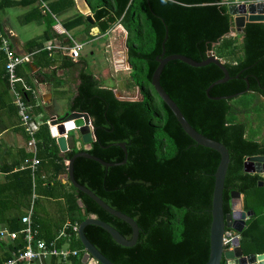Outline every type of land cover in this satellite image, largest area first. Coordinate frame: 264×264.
<instances>
[{"label": "trees", "instance_id": "trees-1", "mask_svg": "<svg viewBox=\"0 0 264 264\" xmlns=\"http://www.w3.org/2000/svg\"><path fill=\"white\" fill-rule=\"evenodd\" d=\"M93 24L105 32L115 23L125 30V44L132 74L136 76L139 98L121 99L110 87L103 86L86 68L79 71L77 92L68 105L70 111H84L92 119L96 139L87 150L107 162L123 164L104 166L85 157L73 162V174L78 183L89 188L110 207L134 219L139 227L132 246H122L101 227L87 225L84 232L89 241L115 264H203L209 255V228L214 172L219 163L217 151L201 146L182 129L166 102L151 83L157 66L156 56L164 42L165 53L182 54L196 61L210 52L222 60L230 78L206 88L223 76L213 62L191 66L169 60L160 73L159 83L180 111L198 132L222 143L229 152V163L222 192L224 213L230 211L229 193L243 194V207L253 213L246 219L239 234L244 254L264 253V178L258 173L243 171L244 156L264 154V139L256 138L254 130L247 134L248 121L240 114L259 116L264 108V22L246 23L243 33L230 36L232 16L223 0H86ZM81 19H83L81 16ZM242 37L237 41V37ZM248 90L244 91L247 87ZM242 92L241 94H238ZM251 93L252 97L233 102L234 97ZM237 94L232 98L216 96ZM38 166L33 173L35 187L41 195H54L58 174L66 172L64 160L77 148L58 155V147L43 123L36 132ZM26 154V158H29ZM21 163V162H20ZM8 169L0 182V212L14 209L16 215H0L10 231L18 232L11 248L0 252V264L11 252L23 247L25 225L21 222L23 208L29 207L32 193L31 170ZM19 167V166H18ZM52 169V173L49 172ZM11 171V172H10ZM54 171V172H53ZM263 181L259 186L258 182ZM69 182V181H68ZM51 183V184H50ZM47 189L46 191L43 189ZM66 215L79 224L94 214L123 236L130 238V226L110 214L69 182ZM78 200L81 206L78 205ZM36 201L30 215L36 239L50 241L57 231L42 233L44 220L37 216ZM260 210L261 216L257 215ZM69 247L83 250L77 232L71 228ZM63 239L57 240L58 245ZM1 248V243H0ZM82 255V252L81 254ZM80 258H70L80 264ZM220 264H225L221 259Z\"/></svg>", "mask_w": 264, "mask_h": 264}, {"label": "crops", "instance_id": "crops-1", "mask_svg": "<svg viewBox=\"0 0 264 264\" xmlns=\"http://www.w3.org/2000/svg\"><path fill=\"white\" fill-rule=\"evenodd\" d=\"M223 1L226 2V0ZM87 13L92 16L86 0H0L1 27L12 32V49L17 54L26 56V59L17 66V75L20 82L33 86L38 94L37 100H34L35 106L33 108V113L35 116L37 115L36 118L57 117L59 113H62L56 106L59 101H64L68 108L70 101L77 92L79 71L82 68L88 69L90 65L89 56H86L85 52H81V50L77 58H72L69 55L66 47L72 44V40L82 43L83 46L93 41H97L100 46H103L104 53L103 56H99L101 60L98 69L101 73L99 71L92 72L100 83L107 74L111 77V73L106 72L105 65L113 68L114 72H118L120 69L132 71L129 58H127V48L123 51L122 66L119 65L118 68H114L116 62L114 63L112 55L109 57L107 53L115 38L108 37L110 28L101 32L97 26L88 27ZM80 15L83 16V19ZM58 16L61 18L60 21H57ZM50 44L53 47L48 49L47 45ZM89 53L93 54V51ZM137 93L139 95L138 87L135 91V94ZM115 95L121 99H131L130 95H118L116 93ZM44 104L54 105L46 108L48 115L41 111ZM57 112L59 113L56 114ZM27 141L28 137L11 103V95L4 78V59L0 56V182H3L9 173L1 168L8 169L15 163L21 162L20 165L14 166L11 170L15 171L18 168H24L29 163L30 157L26 158V154L29 156L31 154L28 151ZM76 145L78 147L79 143L77 142ZM59 153L58 149V155ZM64 163L66 164L67 160H64ZM49 172L52 173V169H49ZM65 173L58 174L57 179L60 180V183L54 184V190H50L54 192V195L47 192L43 196L45 200L55 203L53 209H50V213L39 214L35 208L33 209L37 216L45 221L42 233L50 232L53 234L56 232L58 224L62 223L60 221L64 217V224L70 222L66 215L67 200L62 195V193L70 191L69 180ZM47 189L44 188L43 190L46 191ZM36 199L37 197L34 200ZM27 209L28 207L22 209L23 215L26 214ZM17 213L18 211L14 209H3L0 215L12 216ZM3 227L7 228L4 222H0V228ZM0 243V252L6 251L8 246L11 248V241L9 240H0ZM36 262L38 264H71L70 261L61 262L56 258Z\"/></svg>", "mask_w": 264, "mask_h": 264}, {"label": "water", "instance_id": "water-1", "mask_svg": "<svg viewBox=\"0 0 264 264\" xmlns=\"http://www.w3.org/2000/svg\"><path fill=\"white\" fill-rule=\"evenodd\" d=\"M225 2V1H224ZM228 3V11L232 16V27L230 31L236 33H243V29L246 23L249 22H264V0H226ZM234 9V10H233ZM86 19L89 23H93L92 16L87 13ZM165 37L161 42V52L156 56L157 66L152 73L151 83L155 90L160 94L171 112L174 114L176 120L184 130V132L197 144L211 148L217 151L220 155L219 163L214 172V184L212 191L211 201V222L209 228V255L205 263L203 264H220L221 259H224L225 264H264V253L259 254H244L239 245V238L236 236L232 240L233 248L225 249L223 245V235L226 229H231L240 232L246 222V219L252 215V210H245L243 207V194L238 190H231L229 193L230 211L224 213L222 207V192L224 187V179L226 170L229 163L228 149L219 141L206 137L198 132L190 123L186 120L177 104L171 99V97L165 92L159 83L160 73L163 66L172 59H178L191 66H202L207 63L213 62L219 66L223 72V76L213 81L207 88L206 94H209V89L214 85L221 82H225L230 78L227 69L225 68L222 60L218 59L213 52L208 54V57L196 61L190 57L182 54H168L164 55ZM127 57V55H126ZM128 58V57H127ZM246 89L248 90V82L246 81ZM239 92L238 94H241ZM237 94L227 96H216L214 99L232 98ZM50 135L55 138V142L60 151L59 155L64 156L65 152L77 148V151L67 159L65 176L69 182L78 190L88 195L99 206L110 214L125 221L131 228L130 238L123 236L117 229L108 224L107 222L98 219L94 214L86 216L78 225L77 236L83 246L84 252L80 258V264H115L110 261L105 255H103L86 237L84 228L87 225H96L105 230L112 239L122 246H132L135 244L139 227L132 217L129 215L110 207L89 188L78 183L73 174V162L77 157H85L99 162L104 166H113L123 164L127 157L126 148L123 143H119L124 151V158L120 162H107L101 158L89 153L87 150L91 147V143L95 141L96 135L92 125V119L87 112L67 110L61 116H52L49 127ZM77 142H82V147H77ZM243 171L247 173H258L264 178V154H255L244 156ZM259 186L263 185V181L258 182ZM78 205L81 206V202L78 200Z\"/></svg>", "mask_w": 264, "mask_h": 264}, {"label": "built area", "instance_id": "built-area-1", "mask_svg": "<svg viewBox=\"0 0 264 264\" xmlns=\"http://www.w3.org/2000/svg\"><path fill=\"white\" fill-rule=\"evenodd\" d=\"M12 35V32L2 29L0 18V56L4 59V78L11 95V103L28 137L27 147L31 154L28 168L31 170L32 174L33 201L36 198L34 193L35 183L33 173L38 166L36 132L43 123L50 127L51 118H36L37 115L35 116L33 113V108L35 106L34 100H37L38 94L33 86L20 82V78L17 75V66L26 59V56H21L12 49ZM82 46V43L72 40V44L66 47V49L72 58H77ZM52 47V44L47 45L48 49ZM32 208L31 204L26 214L21 217V222L25 226L19 232L23 234L24 246L13 250L11 252V257L4 261L3 264H30L34 260L42 261L48 258H56L61 262H67L70 258L81 256L80 254L84 252V249L79 251L76 248L69 247L68 241L71 237V233L67 231L68 228H71L73 231L77 232L79 224L76 222H66L59 230L57 236L50 241L36 239V231L32 229L30 220ZM238 233L237 231L226 229L223 235V245L225 249L233 248L232 240L236 236L238 238L240 237ZM17 236L18 232L10 231L6 227L0 228V240H9L12 242ZM60 238L64 241L62 244L58 245L57 240Z\"/></svg>", "mask_w": 264, "mask_h": 264}, {"label": "rangeland", "instance_id": "rangeland-1", "mask_svg": "<svg viewBox=\"0 0 264 264\" xmlns=\"http://www.w3.org/2000/svg\"><path fill=\"white\" fill-rule=\"evenodd\" d=\"M60 17L58 16L57 21H60ZM125 30L123 29L122 25H120L119 23H115L114 25H112L110 27L109 30V35L108 37H114L115 39L113 40L112 45L109 48L108 51V55L109 57L112 55L113 61L114 63V68H118L119 65L122 66V61L123 59V51L126 50V44H125ZM230 36H234L235 32L234 31H230L229 32ZM122 39V40H121ZM82 40V39H81ZM240 36L237 37V41H240ZM93 51V54H90L89 52ZM81 52H85L84 54H86V56L88 55V61L90 62V65L88 66V70L92 73H96L99 70V63H100V57L103 56L104 53V48L103 46H100L99 43H97V41H93L92 43H86L83 48L81 49ZM83 54V55H84ZM100 56V57H99ZM96 64V66H95ZM104 64V63H103ZM106 69V72L111 73V77L107 74V76L101 80V83H103L104 85L110 86V88H112V90L114 91V93L118 94V95H130L131 98L135 97V98H139L140 94L138 95L135 94V91L137 89L136 86V76L131 75L132 71H125L123 69H120L118 72H114L113 68L109 67V65H105L104 67ZM100 72V71H99ZM101 73V72H100ZM102 75V74H101ZM135 95V96H134ZM250 97H252L251 93H247V94H242L238 97H234V99L232 100L233 102H239L240 100L243 99H249ZM264 100V97L261 98ZM67 104L64 101H59L58 104L56 105L58 107V109H60L62 111V113L57 112L56 114H58V116H61L62 114H64L68 108L66 106ZM54 105H47L44 104L42 106V113L45 115H48L46 108L47 107H52ZM261 113L259 114V116L254 114H250L249 116H245L244 114H240L238 117L239 119H245L248 121V130H247V134L250 135V130H254V133L257 134L256 138L258 139H264V108L262 110H260ZM39 118V117H38ZM84 144L82 142H79L78 147H82ZM33 193V191H32ZM32 193L30 195V204L29 206L32 204L33 207V201H32ZM34 193L37 197V199L35 200V210L39 213V214H45L47 212L50 213V209H53V206L55 203L47 201L44 199V195H41V191L39 189H36V191L34 190ZM263 214V213H262ZM257 215L261 216L260 214V210L257 211ZM37 260H34V262H31L30 264H38V262H36Z\"/></svg>", "mask_w": 264, "mask_h": 264}, {"label": "bare ground", "instance_id": "bare-ground-1", "mask_svg": "<svg viewBox=\"0 0 264 264\" xmlns=\"http://www.w3.org/2000/svg\"><path fill=\"white\" fill-rule=\"evenodd\" d=\"M234 10V9H233Z\"/></svg>", "mask_w": 264, "mask_h": 264}]
</instances>
